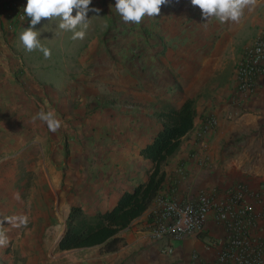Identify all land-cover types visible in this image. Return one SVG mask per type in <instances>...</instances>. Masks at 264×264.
<instances>
[{
	"label": "crops",
	"instance_id": "0c3cea01",
	"mask_svg": "<svg viewBox=\"0 0 264 264\" xmlns=\"http://www.w3.org/2000/svg\"><path fill=\"white\" fill-rule=\"evenodd\" d=\"M91 7L100 9L88 13L93 35L54 64L27 61L0 42V219L26 218L18 227L0 225L9 239L0 264H196L193 254L212 256L219 228L208 219L200 232L155 239L149 208L118 231L123 242L112 251L58 249L56 242L69 206L103 211L146 178L151 161L139 149L160 127L153 112L187 97L194 98L193 125L163 164L160 194L184 198L237 181L264 188V76L246 96L233 76L264 25V0L228 23L205 21L191 0H168L139 24L125 23L115 0ZM40 111H53L61 128L50 132L34 119ZM207 116L215 123L201 148L194 130Z\"/></svg>",
	"mask_w": 264,
	"mask_h": 264
},
{
	"label": "built area",
	"instance_id": "2783aa9c",
	"mask_svg": "<svg viewBox=\"0 0 264 264\" xmlns=\"http://www.w3.org/2000/svg\"><path fill=\"white\" fill-rule=\"evenodd\" d=\"M26 4L27 0H0L2 44H8L16 28L29 19L24 16ZM233 76L235 91L241 96L251 93L258 78L264 76V25L243 47L234 63ZM214 123V117L207 116L194 130L199 147H205L204 135ZM149 210L152 219L147 229L155 239H178L200 232L208 219L219 228L221 235L213 242L212 256L193 254L196 264H264V188L237 181L226 187L199 189L184 198L157 195Z\"/></svg>",
	"mask_w": 264,
	"mask_h": 264
},
{
	"label": "trees",
	"instance_id": "16d2710c",
	"mask_svg": "<svg viewBox=\"0 0 264 264\" xmlns=\"http://www.w3.org/2000/svg\"><path fill=\"white\" fill-rule=\"evenodd\" d=\"M153 114L159 119L160 127L139 149V153L151 161L146 178L123 190L115 203L103 211L88 214L78 205L69 206L63 231L56 242L58 249L97 245L101 251H112L123 242V237L118 234L120 229L150 209L157 195L171 196L160 194L165 179L163 164L176 152L181 137L193 125L194 98H185L177 107L155 109ZM151 219L152 212L148 210L146 222Z\"/></svg>",
	"mask_w": 264,
	"mask_h": 264
},
{
	"label": "clouds",
	"instance_id": "9594fccd",
	"mask_svg": "<svg viewBox=\"0 0 264 264\" xmlns=\"http://www.w3.org/2000/svg\"><path fill=\"white\" fill-rule=\"evenodd\" d=\"M168 0H115V9L125 23L139 24L142 19L158 16L161 6ZM92 0H27L24 7V16L30 18V26L20 34V40L29 52L40 50L44 57L50 58L51 51L44 47L40 40V31L35 26L42 19H58V27L64 31L73 33L72 39H84L88 27V13H99V8L91 7ZM193 6L199 7L205 21L215 17L220 23L239 22L243 10L255 4V0H191ZM75 10V14H73ZM24 19V17H22ZM80 27L81 30H77ZM34 119L47 124L50 132H57L62 123L56 118L53 111H40ZM11 223L14 226L26 224L25 217H13L0 219V225ZM9 239L5 232L0 231V247H6Z\"/></svg>",
	"mask_w": 264,
	"mask_h": 264
},
{
	"label": "rangeland",
	"instance_id": "374dc122",
	"mask_svg": "<svg viewBox=\"0 0 264 264\" xmlns=\"http://www.w3.org/2000/svg\"><path fill=\"white\" fill-rule=\"evenodd\" d=\"M73 14H75V10ZM58 23H59L58 19H54L50 21L47 19H42L41 22L35 26V29L40 31L39 38L41 40V44L44 47L49 48L51 51L50 58L46 59L43 53L38 49L29 52L25 49V47L22 44L20 40V34L25 30V28H28L30 26V18L25 23L26 24L25 26L16 28V31L14 32L16 38L15 39L13 38L12 42L10 39L9 43L8 44L6 43L5 46H9L13 48L17 53L19 52L22 58H27V61L32 60V62L34 63L49 62V64H54L53 61L58 60V58H60L61 52H63L67 48H70L73 51H77L80 47H82L86 43L87 39L94 33V31L89 30V28L87 27V29L85 30L86 35L84 39L73 40L71 38L73 33L71 31H64L59 29ZM88 25H91L90 21H88ZM77 30H81V28L78 27ZM18 56L19 58H21L20 55Z\"/></svg>",
	"mask_w": 264,
	"mask_h": 264
}]
</instances>
